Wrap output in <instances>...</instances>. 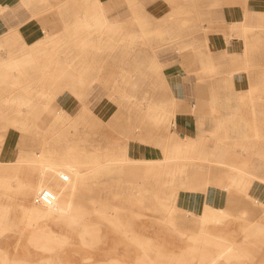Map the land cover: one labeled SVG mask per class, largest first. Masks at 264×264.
<instances>
[{"label":"rangeland","instance_id":"1","mask_svg":"<svg viewBox=\"0 0 264 264\" xmlns=\"http://www.w3.org/2000/svg\"><path fill=\"white\" fill-rule=\"evenodd\" d=\"M106 4L42 3L33 14L42 20L41 37L27 42L31 37L17 27L0 35V264H191L209 255L192 248L250 243L251 234L264 244V222L250 219L264 218V201L249 196L246 183L226 185L240 192L236 210L229 205L196 215L177 207L179 192L201 188L196 177L203 164L264 166V124L258 123L264 108L247 109L257 122L247 126L248 140L235 139L231 110V119L212 126L208 137L181 146L206 156L128 159L107 138L94 106L107 94L118 104L136 101L137 78L98 75L107 64L133 63L117 58L142 53L145 99L165 101L157 58L173 50L174 40L152 14L139 30L117 22L124 18L107 13ZM27 51L32 61L20 59ZM123 111L136 128L137 109ZM222 112L215 107L210 116L223 120ZM166 127L169 132L171 120ZM43 188L54 192V203L34 202Z\"/></svg>","mask_w":264,"mask_h":264},{"label":"crops","instance_id":"2","mask_svg":"<svg viewBox=\"0 0 264 264\" xmlns=\"http://www.w3.org/2000/svg\"><path fill=\"white\" fill-rule=\"evenodd\" d=\"M53 1L58 0H0V35L17 27L26 30L31 37V41L24 37L27 42L41 37L37 34L44 31L42 20L33 14L39 11L42 3ZM104 7L107 13L124 18L117 21L123 26L137 24L131 27L139 30L146 28V18L152 14L156 22L170 30L174 40L173 50L157 58L166 79L165 101L145 99L147 65L142 53L132 54L133 58H117V61L133 63L107 64L104 73L98 75L116 80L119 76L137 78L136 82L132 80L133 86L137 84L136 101L124 100L118 104L107 94L94 106L105 123L107 138L116 144L115 149L123 147V155L135 162L206 156L205 150L192 153L181 146H190L194 140L208 137L212 126L231 119L228 115L231 110L234 114L231 123L237 127L235 139H249L247 126L257 122L247 115V109L264 108V100L252 101L256 98L254 94L264 93V84H261L264 76V0H136L132 4H127V0H107ZM129 90L128 87L126 91ZM64 101L68 106V101ZM215 107L223 110L221 115L226 116L223 120L210 116ZM124 108L137 109L136 128L127 122ZM147 109L154 111L147 112ZM151 119H157L158 123ZM262 119L258 123L264 124ZM169 120L172 128L167 132ZM212 155L219 157L220 154L216 151ZM200 172L203 175L196 177V182L202 183L201 188L179 192L177 207L196 215L211 208L225 210L229 205L236 210L242 205L240 192L237 187L228 190L226 185L238 183H246L247 194L264 201L262 165L203 164ZM240 173L256 178L238 176ZM211 180L216 184L207 185ZM250 219L261 221L259 225H263L264 218L258 214ZM250 236V243L197 247L201 250L192 248L194 252L209 255H201L202 260H193L191 264H264V244L254 243L252 234ZM220 253L228 255L214 261L215 255ZM187 264L190 263L187 261Z\"/></svg>","mask_w":264,"mask_h":264},{"label":"built area","instance_id":"3","mask_svg":"<svg viewBox=\"0 0 264 264\" xmlns=\"http://www.w3.org/2000/svg\"><path fill=\"white\" fill-rule=\"evenodd\" d=\"M67 176H64L66 178ZM56 200V196L54 192H52L50 189L43 188L40 189L34 197V202L36 204H43V205H50L54 203Z\"/></svg>","mask_w":264,"mask_h":264},{"label":"bare ground","instance_id":"4","mask_svg":"<svg viewBox=\"0 0 264 264\" xmlns=\"http://www.w3.org/2000/svg\"><path fill=\"white\" fill-rule=\"evenodd\" d=\"M20 59H23V60H26V62H29V61H32V56L30 55V53L27 51V52H24L22 55H21V58Z\"/></svg>","mask_w":264,"mask_h":264}]
</instances>
